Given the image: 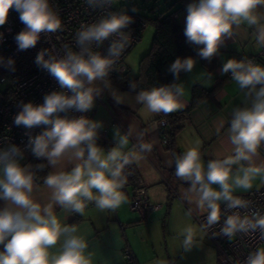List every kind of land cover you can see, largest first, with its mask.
Listing matches in <instances>:
<instances>
[{
  "label": "clouds",
  "instance_id": "9594fccd",
  "mask_svg": "<svg viewBox=\"0 0 264 264\" xmlns=\"http://www.w3.org/2000/svg\"><path fill=\"white\" fill-rule=\"evenodd\" d=\"M261 4H264V0H199L198 3H190L187 6L184 34L190 42L203 44L199 55L210 59L217 52L222 36L231 35L233 24L239 25L242 20L249 24L257 23L253 9ZM10 9L19 13L20 22L26 26L25 30L15 37L21 50L34 47L40 33L55 32L61 27V21L49 8L48 0H0V26L6 23ZM130 22L131 18L126 15H112L80 31L78 41L81 45L92 41L103 42L113 33H119ZM126 42V37L124 42H113L109 48V56H101L85 49L88 52L87 58L81 52L69 53L67 59L45 60L44 52H41L36 57V63L48 69L62 88L67 87L74 94L69 97L53 92L45 97L42 105L26 103L14 121L17 126L24 125L26 128L41 124L51 125L50 129L32 139L31 144L37 157L46 156L52 164L68 149H77L76 158L83 159L85 150L79 146L82 142H88L87 158L83 164H78L70 173L51 174L45 180V184L54 190L53 199L56 203L65 207L71 206L81 214L85 210V203L80 197L89 201L95 200L100 210H115L120 207L125 199L120 189L126 179L118 178L123 166L129 163V158L122 155L118 148L112 149L106 156L103 154L93 139L97 124L83 118H54L53 114L73 106L79 111L89 110L93 105V89L85 88L84 80L80 77L86 78L90 84L107 76L114 62L110 57H118ZM193 67L194 60L191 57L177 58L169 71L178 79L181 70L191 72ZM230 70L232 79L240 88L251 85L252 89H255L256 85H264L262 66L253 65L251 62L245 65L243 61L230 59L223 65L222 73H228ZM182 95L183 86L174 84L141 91L137 100L144 103L150 112L168 114L181 108L179 97ZM231 131V141L236 145V154L223 161H210L206 173L207 182L197 148L188 149L176 160L175 175L190 180L193 189L197 184L200 185L199 204L203 207L205 202L208 203L211 209L207 217L210 225L220 219V208L216 201H230L229 207L244 204V201L232 196L233 184L228 182L231 169L227 165L240 160H250L251 154H255L261 141H264V86L256 93V101L251 110L235 113ZM127 142L126 137L120 140L121 145ZM141 148L151 151V145H141ZM16 151L18 149H14L12 154L6 152L0 155L4 176L0 179V198L26 211H13L10 208L0 210V243L11 236L4 246L5 251L0 252V264H91L90 258L84 252L88 246L87 242L77 236L67 239L62 253L50 258L49 247L57 243L61 234L74 233L77 229L67 226L61 228L57 217L53 215L51 205L46 206L43 209L44 215H41V206L30 198L33 188L32 175L11 158ZM108 172L111 175L106 174ZM262 172L264 169L260 167L244 168L243 174L234 178V185L249 189L252 187V180ZM213 183L219 184L222 191H214L210 186ZM93 189L97 190L98 195H94ZM225 225L223 232L228 235L237 230L247 231L248 228L255 229L258 226L264 229V216L258 217L255 222L249 221L247 217L241 220L239 216H229ZM186 232L184 244L188 247L192 243L193 229L189 227ZM248 264H264V249L250 257Z\"/></svg>",
  "mask_w": 264,
  "mask_h": 264
},
{
  "label": "crops",
  "instance_id": "0c3cea01",
  "mask_svg": "<svg viewBox=\"0 0 264 264\" xmlns=\"http://www.w3.org/2000/svg\"><path fill=\"white\" fill-rule=\"evenodd\" d=\"M198 2L199 0H193L191 3ZM179 5L176 3L173 9L178 8ZM187 6L175 14L177 23L183 27H186ZM253 15L257 17V23L249 24L242 20L239 25H232L231 35L222 36L214 54L217 65L213 70H207L199 60H194L192 71L182 73L174 83L183 86V95L179 97L181 108L175 112L168 114L150 112L144 103L138 102L137 92L123 91L114 87L110 97L103 101V94L93 91V109L88 110V121L98 125L94 131H106L108 135L105 145L99 141H95V144L105 156L112 149L118 148L122 155L128 156L133 161L137 176L146 187L148 201L157 206L156 209L149 211L144 219L139 213L129 209V197L133 192V185L123 186L120 189L125 199L115 210H100L95 200L89 201L85 197H80L87 203L81 214L71 206L65 207L56 203L53 199L54 190L47 186L45 181L37 182L34 179L31 170L30 159L33 157L31 151L15 160L33 177L30 198L41 206V215H44L43 209L51 205L53 215L57 217L61 228L67 226L77 229L74 233L61 234L57 243L49 247L50 258L62 253L67 239L77 236L87 242L88 246L84 252L90 258L91 264H125L123 257L125 248H129L132 252L135 264H159V255L155 253V249H171L170 244L166 242L164 224L165 221L167 223L170 221L176 206L179 208L184 206L194 216L195 221L196 217L205 213V203L203 207L199 204L200 185L197 184L193 189L190 180L175 175L176 160L179 153L184 154L190 148H197L207 182L206 173L210 161H223L227 157L235 156L236 145L231 141L233 135L231 122L236 112L251 110L259 87L264 85H256L255 89H252L251 85L240 88L236 81L227 76V73H222V69L230 59L239 62L246 56H255L264 51V38H262L264 4L257 5L253 9ZM260 58L264 62V54ZM194 86L213 92L201 99L185 119L180 120L182 127L171 145L162 144L157 121L185 110L190 104ZM92 112L93 118L90 119ZM122 137H126L128 141L124 145L120 144ZM141 145H151V151L143 150ZM79 147L81 148V145ZM76 150H66L55 164L50 163L46 156L40 159L44 161L50 174L70 173L85 160V158H76ZM227 167L231 169L228 182L233 184L232 195H244L264 188V172L252 180V187L249 189L234 185V178L243 174L242 169L248 167L264 169V141H261L256 153L251 154L250 160H240ZM106 174L111 175L110 172ZM3 178V165H0V179ZM210 186L214 191H222L217 183ZM92 191L94 195H98L97 190ZM224 201L221 199L216 203L220 204ZM5 208L26 211L0 198V210ZM10 239L11 236H8L3 243H0V252L5 251L4 246ZM165 256L169 261L168 250H165Z\"/></svg>",
  "mask_w": 264,
  "mask_h": 264
},
{
  "label": "built area",
  "instance_id": "2783aa9c",
  "mask_svg": "<svg viewBox=\"0 0 264 264\" xmlns=\"http://www.w3.org/2000/svg\"><path fill=\"white\" fill-rule=\"evenodd\" d=\"M49 8L60 19L61 27L55 32H42L34 47L24 50L19 48L15 37L25 30V25L20 22L19 13L10 9L6 23L0 26V155L12 154L11 158L18 159L25 153L33 151L31 140L51 128V125H38L26 128L24 125L17 126L14 121L16 116L23 110V105L32 103L39 106L44 103L45 97L53 92L61 93L71 97L74 93L67 87L62 88L58 80L48 69L36 63V57L44 52V59L55 60L67 59L69 53H84L87 58L88 52L98 53L101 56H109V48L113 42H127L118 57H110L114 62L108 71V75H122L127 71L125 58L129 51L140 40L142 31L146 26L145 19L138 13L124 12L113 6V0H48ZM112 15H126L131 22L119 33H113L103 42L92 41L81 45L78 41V33L87 27L99 23L102 19L110 18ZM246 56L241 61L247 65H264L261 55ZM105 76L103 80L107 77ZM232 78L231 70L227 73ZM84 87L91 88L86 78ZM89 111H79L75 106L65 111L54 113L53 117L68 120H88ZM159 126L161 142L169 144L170 128L167 121L161 118L157 121ZM94 141H108L106 131H94ZM87 141L81 146L87 149ZM184 154L179 153L178 158ZM3 165V163H0ZM244 201V204L229 207L230 201L225 200L218 204L220 208V219L208 223V215L211 209L205 202L206 211L196 217V221L205 233L206 238L218 251L220 264H248L250 257L264 249V229L259 226L255 229L248 228L247 231L237 230L228 235L223 232L225 221L229 216H239L241 220L245 217L255 222L258 217L264 216V188L253 190L244 195H232ZM86 206V201L83 200ZM157 206L148 201L147 190L140 178L133 184V192L129 197V209L145 218L149 211ZM125 264H135V259L129 248L123 251Z\"/></svg>",
  "mask_w": 264,
  "mask_h": 264
},
{
  "label": "trees",
  "instance_id": "16d2710c",
  "mask_svg": "<svg viewBox=\"0 0 264 264\" xmlns=\"http://www.w3.org/2000/svg\"><path fill=\"white\" fill-rule=\"evenodd\" d=\"M192 1L193 0H175L171 5L158 13L153 9H150V13L153 14L151 18L141 15L146 23H150L153 26V36L149 49L140 60L139 73L134 77L129 76L127 71L122 75H108L104 79L106 84L112 85L123 91L137 93L148 91L153 88L171 86L184 72L181 70L179 78L177 79L176 76L169 71L171 64L174 63L177 58L185 59L191 57L193 60H199L207 70H213L217 65V60L214 55L210 59L202 58L199 55V50L203 48L204 45H197L194 42H190L184 34L185 27L179 25L175 19V14ZM176 3H179L180 5L178 8L173 9V6ZM132 85H135V87L133 88ZM259 88H261V86ZM212 92L213 90H205L200 86H194L192 88L189 106L185 110L167 116L166 121L170 128L168 145H171V142L182 127L180 120L185 119L198 102L204 97L211 95ZM99 142L102 143V145H105L107 141ZM81 148L83 147L81 146ZM84 150V158L86 159L87 149ZM30 160L34 179L37 182L45 181L51 174L44 161L36 159L34 155ZM137 178L136 166L129 158V163L123 166L118 179H126V183H124L123 186H128L133 185Z\"/></svg>",
  "mask_w": 264,
  "mask_h": 264
},
{
  "label": "rangeland",
  "instance_id": "374dc122",
  "mask_svg": "<svg viewBox=\"0 0 264 264\" xmlns=\"http://www.w3.org/2000/svg\"><path fill=\"white\" fill-rule=\"evenodd\" d=\"M174 1L175 0H113V6L124 12L134 11L144 17L151 18L153 14L150 13V9L158 13L163 11ZM152 35L153 26L150 23H146L140 40L129 51L125 58L129 76L134 77L139 73L140 60L149 49ZM104 81L103 79H97L89 84L97 94H103V101L110 97V92L114 89V86L107 85ZM92 109L93 105L89 110L91 111ZM91 118H93V112L90 119ZM193 217L194 216L191 215L184 206L182 208L176 206V210L172 214L170 221H168V223L165 221L164 229L166 242L170 244L171 249H155V253L159 255V264H220L218 261L219 254L217 249L209 242L202 228ZM189 227L193 229V239L191 245L186 247L184 240L187 236L186 229ZM168 230H172L174 233ZM165 250L169 251V261L166 259Z\"/></svg>",
  "mask_w": 264,
  "mask_h": 264
}]
</instances>
